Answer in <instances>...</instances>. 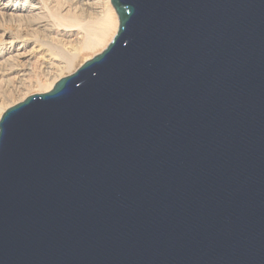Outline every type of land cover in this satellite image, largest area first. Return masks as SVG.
<instances>
[{
	"label": "water",
	"instance_id": "95a60500",
	"mask_svg": "<svg viewBox=\"0 0 264 264\" xmlns=\"http://www.w3.org/2000/svg\"><path fill=\"white\" fill-rule=\"evenodd\" d=\"M111 2L1 116L0 264H264V0Z\"/></svg>",
	"mask_w": 264,
	"mask_h": 264
},
{
	"label": "bare ground",
	"instance_id": "6f19581e",
	"mask_svg": "<svg viewBox=\"0 0 264 264\" xmlns=\"http://www.w3.org/2000/svg\"><path fill=\"white\" fill-rule=\"evenodd\" d=\"M119 25L111 0H0V119L14 96L49 91L102 51Z\"/></svg>",
	"mask_w": 264,
	"mask_h": 264
},
{
	"label": "rangeland",
	"instance_id": "374dc122",
	"mask_svg": "<svg viewBox=\"0 0 264 264\" xmlns=\"http://www.w3.org/2000/svg\"><path fill=\"white\" fill-rule=\"evenodd\" d=\"M108 45H109V44H108ZM108 45H107V46H108ZM105 48H106V47H105ZM105 48H104V49H105ZM104 49H103V50H104ZM103 50H102V51H103ZM99 51H100V50H99ZM99 51H97V53H93L92 55L89 54L88 56H84V57H82V58H81V59H82L81 61L78 60V62L80 61L81 63H80V62H79L80 64H78V62L76 63V64L78 65L76 68L78 69V68H79V67H80V66H81L86 60H88V59L94 57L95 55L99 54L100 52H102V51H100V52H99ZM77 69H73V71H71V72H69V71H68V72H65V73L62 75V77L67 76V75L73 73V72L76 71ZM62 77H59V78L53 83L52 88L54 87L55 83H57ZM52 88H51V89H52ZM35 89H36V88H35ZM40 92H41V91H38V92H37V91H34V92L30 93V95H31V94H34V93H40ZM23 95H24L23 93H22V94H19V95L17 94L16 96L13 97L14 100H13L12 98H11V99H12L14 102H17V103H18V102H20L19 99H21V98L24 97ZM28 96H29V95H28ZM28 96H27V97H28ZM15 100H16V101H15ZM23 100H24V99H23ZM21 101H22V100H21ZM11 106H12V105H11ZM8 108H9V107H8Z\"/></svg>",
	"mask_w": 264,
	"mask_h": 264
}]
</instances>
